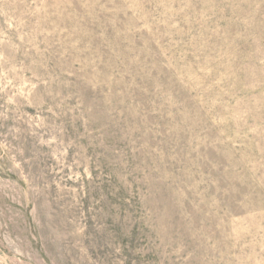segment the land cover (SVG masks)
Listing matches in <instances>:
<instances>
[{"label": "rangeland", "instance_id": "1", "mask_svg": "<svg viewBox=\"0 0 264 264\" xmlns=\"http://www.w3.org/2000/svg\"><path fill=\"white\" fill-rule=\"evenodd\" d=\"M0 264H264V0H0Z\"/></svg>", "mask_w": 264, "mask_h": 264}]
</instances>
